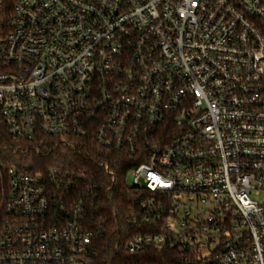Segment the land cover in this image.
I'll return each mask as SVG.
<instances>
[{
	"label": "built area",
	"instance_id": "2783aa9c",
	"mask_svg": "<svg viewBox=\"0 0 264 264\" xmlns=\"http://www.w3.org/2000/svg\"><path fill=\"white\" fill-rule=\"evenodd\" d=\"M10 27V137L124 156L125 186L153 196L140 222L166 215L127 254L264 264V0H15ZM6 176L0 264H93L106 232L93 174Z\"/></svg>",
	"mask_w": 264,
	"mask_h": 264
},
{
	"label": "trees",
	"instance_id": "16d2710c",
	"mask_svg": "<svg viewBox=\"0 0 264 264\" xmlns=\"http://www.w3.org/2000/svg\"><path fill=\"white\" fill-rule=\"evenodd\" d=\"M15 0H0V44L11 32ZM0 221L5 217V206L9 191L6 172L16 169L20 173H45L57 168L62 172L87 170L93 174L98 185V203L93 210L104 216L106 232L95 241L93 264H180L178 251L148 249L144 253L129 255L125 246L133 237L141 234L162 232V218L156 225L153 221L143 224L140 219L154 214L141 208L142 201L153 196L145 191L134 193L123 183V177L130 169V161L124 156L102 150L88 142H80L76 149L56 146L52 140L26 143L13 140L6 131L0 117ZM112 171L110 176L106 168ZM115 177V181H113ZM160 199V198H159ZM166 205L167 201L163 200ZM138 224H134L135 220ZM157 226V228H155Z\"/></svg>",
	"mask_w": 264,
	"mask_h": 264
}]
</instances>
